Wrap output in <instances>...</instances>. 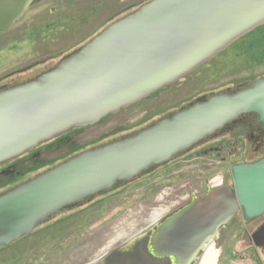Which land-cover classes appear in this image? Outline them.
<instances>
[{
	"label": "water",
	"instance_id": "obj_1",
	"mask_svg": "<svg viewBox=\"0 0 264 264\" xmlns=\"http://www.w3.org/2000/svg\"><path fill=\"white\" fill-rule=\"evenodd\" d=\"M38 1L0 0V36ZM263 26L264 0H149L37 77L0 89V166L150 99ZM248 115L264 130V77L198 99L1 193L0 248L169 165ZM231 172L232 186L209 189L152 233L151 255L191 264L239 212L246 225L264 216V158ZM252 240L264 247V226Z\"/></svg>",
	"mask_w": 264,
	"mask_h": 264
},
{
	"label": "rangeland",
	"instance_id": "obj_2",
	"mask_svg": "<svg viewBox=\"0 0 264 264\" xmlns=\"http://www.w3.org/2000/svg\"><path fill=\"white\" fill-rule=\"evenodd\" d=\"M149 0H40L7 34L0 36V86L24 83L92 40L113 21ZM25 71V72H22ZM264 77V26L242 38L174 86L109 117L44 145L40 158L22 171L41 168L16 184L86 150L133 135L187 107L203 95L217 94ZM64 141V142H63ZM225 147L221 160L196 148L142 179L95 198V203L62 211L20 242L0 248V264H168L150 254L149 237L168 218L203 197L209 189L233 185L231 167L250 160ZM0 179V185L10 183ZM7 183V184H6ZM11 186V185H10ZM241 228L222 232L191 264H264ZM219 236V235H218Z\"/></svg>",
	"mask_w": 264,
	"mask_h": 264
},
{
	"label": "flooded vegetation",
	"instance_id": "obj_3",
	"mask_svg": "<svg viewBox=\"0 0 264 264\" xmlns=\"http://www.w3.org/2000/svg\"><path fill=\"white\" fill-rule=\"evenodd\" d=\"M252 85H253V83L245 84V85H238L234 89H227L224 92L233 93V92L245 89V88H249ZM4 87H12V86L2 85V86H0V89L4 88ZM208 96H210V95H203V96L197 98L196 101L198 99H201L203 97H208ZM68 135H66V136H68ZM66 136H64V137H66ZM64 137H62V138H64ZM62 138H60V139H62ZM60 139H57V140H60ZM57 140H55V141H57ZM111 142H113V141H111ZM111 142H109V143H111ZM43 146L44 145H42L41 147L36 149L32 154L25 155L24 157H22L18 160H15V161H12L10 163H7L5 165L0 166V179H7L8 180L7 182L10 183L4 190H0V194L11 189V188L16 187L18 185V184H16V181L18 179L24 177L25 175H27L29 173L35 172L41 168V166L36 165L35 167L29 168V169L25 170L24 172L22 171L23 167L27 166L29 164V162L38 160L40 158V156H41L40 149ZM225 147H227V148L233 147L234 148V151H233V153H231V156L233 154L240 153V154H242V155H244L250 159V160L246 159L245 161L240 162V163H252V162H256V161L264 158V130H262L257 125L256 117L254 115H248L245 117H241L236 123L229 126L227 129H225L223 132H221L220 134H218L214 138L204 141L197 148L200 149L204 153L211 151V153L213 152L218 157H221V160L223 161V160H225V156L223 154L224 153L223 150ZM237 164H239V163H237ZM4 186L5 185L1 184L0 189L3 188ZM114 191H116V190H114ZM194 198H199V197H193L192 200ZM94 200L95 199L85 201L83 203V205H81V207H84V206L88 207L89 205L91 206L93 203H95ZM192 200H191V202H192ZM238 217L242 218L241 212H239L235 216V218L225 228H222L220 230L219 236L217 239L220 238V234L222 232L228 231V230L235 228V227L241 228L240 224L237 225V223H236V221H237L236 219ZM242 221H243V229H244L243 233H245L249 236L248 237L249 243L256 250H258L261 254L262 253L264 254V247L257 248L254 245L253 240H252L253 234L258 232L264 226V216L259 218L256 221L252 222L249 225L245 224L243 218H242ZM146 249H147V244H146ZM168 264H172L171 261H169Z\"/></svg>",
	"mask_w": 264,
	"mask_h": 264
},
{
	"label": "bare ground",
	"instance_id": "obj_4",
	"mask_svg": "<svg viewBox=\"0 0 264 264\" xmlns=\"http://www.w3.org/2000/svg\"><path fill=\"white\" fill-rule=\"evenodd\" d=\"M152 253H153V251L152 250H150ZM198 257V256H197ZM173 264H176V262L175 261H173ZM181 264H188V263H181Z\"/></svg>",
	"mask_w": 264,
	"mask_h": 264
},
{
	"label": "trees",
	"instance_id": "obj_5",
	"mask_svg": "<svg viewBox=\"0 0 264 264\" xmlns=\"http://www.w3.org/2000/svg\"><path fill=\"white\" fill-rule=\"evenodd\" d=\"M156 122H157V121H156ZM156 122H155V123H156ZM153 124H154V123H153ZM148 127H149V126H148ZM152 172H153V171H152ZM123 187H126V186H120L119 189H120V188H123ZM117 190H118V189H117ZM117 190H116V191H117ZM78 208H80V207H78Z\"/></svg>",
	"mask_w": 264,
	"mask_h": 264
}]
</instances>
